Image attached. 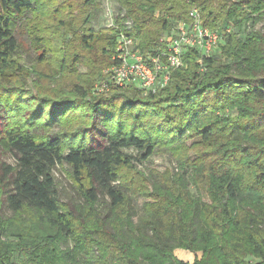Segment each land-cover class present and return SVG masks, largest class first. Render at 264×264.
I'll return each mask as SVG.
<instances>
[{
  "label": "trees",
  "instance_id": "obj_1",
  "mask_svg": "<svg viewBox=\"0 0 264 264\" xmlns=\"http://www.w3.org/2000/svg\"><path fill=\"white\" fill-rule=\"evenodd\" d=\"M113 1L115 26L139 40L142 52L197 8L203 26L222 37L220 56L212 53L198 64L199 54L188 51L184 67L145 97L135 88L133 95L119 91L83 104L43 98L53 103L51 121L79 108L89 120L91 128L66 151L58 135L37 140L19 127L5 129L16 165L3 169L2 202L14 215L24 209L43 213L45 227L6 236L16 237L15 244L0 239V264H264V0ZM82 2L70 33L80 51L73 61L92 55L107 58L110 66L117 31H96L99 4ZM48 3L0 0V63L17 51L15 20L35 8L46 10ZM236 28L244 31L241 36ZM65 39V34L54 38L64 55L71 44ZM73 91L84 95L79 87ZM225 112L230 114L220 116ZM194 137L198 157L190 161L184 143ZM128 149L136 156L124 152ZM157 152L176 163V173L144 180L151 188L120 183V168ZM62 164L85 206L69 210L59 203L53 171ZM134 187L150 202L138 205ZM100 200L106 207L99 210ZM176 251L191 254L192 262L177 259Z\"/></svg>",
  "mask_w": 264,
  "mask_h": 264
},
{
  "label": "rangeland",
  "instance_id": "obj_2",
  "mask_svg": "<svg viewBox=\"0 0 264 264\" xmlns=\"http://www.w3.org/2000/svg\"><path fill=\"white\" fill-rule=\"evenodd\" d=\"M64 1L49 0L46 10L45 8H35V11L15 20L13 29L18 43L17 51L5 64L0 63V216L2 220L0 239L8 244H15L17 241L16 237L7 239L6 236H15L18 233L24 236L30 235L33 230L43 232L45 223L44 215L39 211L24 209L14 215L5 208L2 202L3 193L7 189L2 179L5 178L3 169L7 166L14 168L16 165L15 157L10 152L2 132L8 128L19 127L32 134L37 140H45L50 136L58 135L63 141L64 151H66L70 144L78 140L82 130L91 128L87 125L89 120L84 116L85 111L79 108L76 111H69L59 121L57 119L51 121L47 113L53 103L43 98H67L77 102L76 104H83L93 102L95 99L109 98L114 92L119 91L129 95L134 94V87L100 91L105 80V71L109 68L107 58H94L91 55V58H76L78 61L76 63L73 61L74 54L80 53V51L77 50L79 47L76 43L72 41L75 37L70 33L74 30L73 25L79 17L83 2L82 0H66L70 7L63 9L62 2ZM96 1L99 4L100 13L97 16L94 29L100 31L104 28L107 29L106 9L109 8L115 16L117 6L113 0ZM43 20H45L44 25L35 26V24L42 23ZM33 28L35 29L33 30ZM260 28L261 24L255 26V30ZM248 31L249 29L246 30V32ZM234 32H238V34L240 32L241 36L244 31H238L236 28ZM64 34L65 40L71 42L69 48L64 46L65 55L61 52L62 46L59 49L58 43L54 42V38ZM95 49L94 47L93 51ZM213 53L219 58L220 53L216 49ZM83 56L89 55L84 52ZM96 71L98 74H95ZM203 71L200 69V72ZM75 87H79L84 95L76 94L73 91ZM146 95L148 94L141 92L142 97ZM231 110H233L232 115L234 116L236 109ZM229 114L225 112L220 116ZM148 120H150L149 117L144 119L142 117L143 122ZM198 142L199 138L194 137L187 139L184 143L189 148L186 155L190 161L198 157L193 148V144ZM124 152L136 156V152L132 149L124 150ZM176 171V163H172L167 155L157 152L145 162L135 161L128 167L120 168L118 173L119 181L125 187L136 184V186L151 188L148 181L171 176ZM53 175L59 203L63 207L73 210L75 206H85L80 195V187L73 180L67 165L56 166ZM146 179L148 181H144ZM84 185L86 186V181H84ZM134 188L137 193L136 202L138 205L150 202L149 199L142 196L143 189ZM204 200L206 201L205 197ZM97 207L99 210L105 208L106 202L100 200ZM175 256L187 263L193 260L191 254L183 251H176Z\"/></svg>",
  "mask_w": 264,
  "mask_h": 264
},
{
  "label": "built area",
  "instance_id": "obj_3",
  "mask_svg": "<svg viewBox=\"0 0 264 264\" xmlns=\"http://www.w3.org/2000/svg\"><path fill=\"white\" fill-rule=\"evenodd\" d=\"M105 16L107 28L117 32L112 63L105 71L100 91L134 87L144 94L155 93L167 85L174 70L184 67L182 58L188 51L195 50L199 54L197 63L201 64L202 58H209L222 41L218 33L203 26L198 9L192 8L188 20L177 22L153 48L142 52L139 40L118 31L116 15L109 8Z\"/></svg>",
  "mask_w": 264,
  "mask_h": 264
}]
</instances>
